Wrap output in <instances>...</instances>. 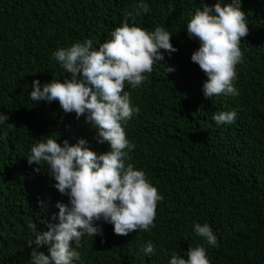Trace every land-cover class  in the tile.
I'll return each mask as SVG.
<instances>
[{
    "label": "trees",
    "instance_id": "trees-1",
    "mask_svg": "<svg viewBox=\"0 0 264 264\" xmlns=\"http://www.w3.org/2000/svg\"><path fill=\"white\" fill-rule=\"evenodd\" d=\"M141 0H0V264H30L28 242L47 230L67 203L46 167L29 165L31 147L47 135L58 143L79 139L103 154L98 130L86 116L64 113L58 101L30 99L32 83L70 79L52 53L85 40L97 49L121 26L125 11ZM149 12L130 25L154 31L165 28L178 51L157 62L142 84L127 86L138 113L122 122L135 148L129 152L136 170L163 196L154 227L116 235L114 226L98 221L103 235H85L73 264H169L173 253L187 259L189 247L203 246L210 264H264V0H241L248 35L241 40L242 60L234 86L239 95L205 98L206 75L191 61L199 41L187 35L189 13L216 0H143ZM231 0H223L230 3ZM167 67L174 68L172 73ZM235 111L234 123L217 125L212 117ZM14 126L10 127L9 125ZM127 151V150H126ZM40 168V172L35 171ZM43 202V203H41ZM207 223L217 246L194 232ZM103 241V242H102ZM153 244L154 253L143 247ZM38 251L49 255L47 246Z\"/></svg>",
    "mask_w": 264,
    "mask_h": 264
},
{
    "label": "clouds",
    "instance_id": "clouds-1",
    "mask_svg": "<svg viewBox=\"0 0 264 264\" xmlns=\"http://www.w3.org/2000/svg\"><path fill=\"white\" fill-rule=\"evenodd\" d=\"M149 12L148 4L141 0L133 11H125L121 26L110 33V39L98 50L92 40L77 42L67 48H59L52 57L71 78L63 82L53 78L41 85L32 83L30 99L35 102L58 101L64 113H75L76 118L86 116L89 123L98 130V143H107L110 150L97 154L86 147L87 141L79 139L75 145L68 140L58 143L52 133L41 137L31 147L26 158L29 165L36 164L48 169L55 181L53 187L68 198L67 203L57 202L58 214L52 221L42 220L47 230H35L34 240L28 242L31 251L30 264H73L80 259L75 248L85 236L103 235L97 222L114 226V233L126 236L133 231H149L154 227L156 208L163 196L147 180L141 170H136L130 160L131 144L122 122L129 120L139 108H133L127 86L136 88L145 80L144 73H150L153 66L164 60L160 50L169 55L178 51L171 44L172 35L163 27L154 31L130 25L129 19ZM187 35L199 41V48L191 55V61L206 75L203 84L205 98L227 94L239 95L234 86L236 65L242 60L240 44L248 35V24L241 0L223 3L216 0L214 6L203 4L194 14L189 13ZM172 73L174 68L167 67ZM235 111L216 113L212 119L217 125L235 122ZM9 117L0 113V124ZM14 126L13 124L9 125ZM127 150V151H126ZM40 168H36L37 173ZM43 203V202H41ZM194 232L205 238L210 246H217V238L211 227L205 223L195 224ZM75 242V248L72 247ZM103 242V241H102ZM47 246L49 255L38 251ZM145 255L154 253L149 241L144 247ZM187 259L173 253L169 264H210L203 246L189 247Z\"/></svg>",
    "mask_w": 264,
    "mask_h": 264
}]
</instances>
